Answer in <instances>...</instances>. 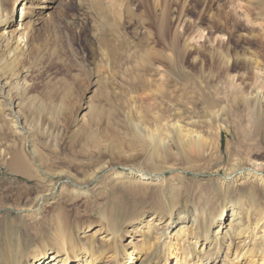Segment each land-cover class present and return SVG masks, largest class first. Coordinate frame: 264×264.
<instances>
[{
    "label": "rangeland",
    "instance_id": "obj_1",
    "mask_svg": "<svg viewBox=\"0 0 264 264\" xmlns=\"http://www.w3.org/2000/svg\"><path fill=\"white\" fill-rule=\"evenodd\" d=\"M106 1L102 3L108 7ZM121 9L119 15L107 14L105 21L112 25L105 28L98 13L80 0H58L53 16L57 14L54 25L59 36L48 44L38 69L24 78L29 85L20 111L29 124L27 138L12 132L0 107L4 110L0 109V264L33 259L61 226L78 232L88 223L109 222L125 231L137 220L153 218L145 238L155 241L162 222L171 218L176 224L179 214L189 216L196 207L204 211L201 232L205 233L211 228L209 213H221L231 202L239 203L242 217L248 211L253 215L250 206H264V181L244 185L258 192L254 204L245 197L247 188L242 198L220 184L223 165L235 153L227 155V141L239 151L237 155L261 162L258 172L264 174V131L259 135L249 131L252 125L264 126V0H160L156 9L143 0H124ZM15 15L18 20V10ZM49 27L42 26L40 33ZM104 34L124 40L120 52L133 57L111 68L97 61L96 67ZM235 53L254 61L246 69L236 64L228 71L223 59ZM226 72L236 74V87L226 85ZM259 86L263 97L258 93L260 97L252 101L251 116L242 98H250ZM78 109L87 112L86 121L76 120ZM180 109L197 120L196 127L203 125L204 112L215 118L212 127L224 118L222 123L231 132H221V160H213L206 151L190 152L187 159L180 154L160 159L162 178L147 185L143 180L122 184L115 180L117 172H99L80 189L62 182V189L48 193L36 209L48 183L65 179H40L37 164L48 172L63 170L85 179L110 153L118 171L124 167L153 171L148 150L142 153L144 147L134 141L127 117L137 119L140 113L142 126L153 129L152 112L168 118ZM14 155L22 161L12 160ZM25 169L27 176L20 174ZM219 239V248L216 243L205 248L211 255L207 264L220 262L225 242ZM155 258L153 253L149 264Z\"/></svg>",
    "mask_w": 264,
    "mask_h": 264
},
{
    "label": "bare ground",
    "instance_id": "obj_2",
    "mask_svg": "<svg viewBox=\"0 0 264 264\" xmlns=\"http://www.w3.org/2000/svg\"><path fill=\"white\" fill-rule=\"evenodd\" d=\"M33 1H39V4L30 5V2L32 4ZM80 1L89 9L95 10L102 19L104 27H107L112 25L105 21L107 14L119 15L124 0H107L108 7L102 3V0ZM143 1L151 9L159 7L160 0ZM57 5L58 0H11L9 5L8 0H0V107H3L5 111L0 109L4 111L5 119L10 122L12 132L22 135L23 138H27L29 135V124L20 111L25 104L22 94L29 85V82L27 83L24 78L29 76L33 70L38 69V63L45 57V53L49 52L48 44L56 42L59 36L54 25L56 24L54 16L57 17V14L53 16ZM17 10L20 14L18 20L15 15ZM47 24H50V27L40 33V28ZM162 26L163 22L160 23V27ZM112 32L113 29L109 30L107 34ZM107 34H104V37L99 41L95 62L99 61L100 64L105 65V68L109 66L111 68L112 65L120 63L122 60H128L131 56L123 55L120 52L125 47L124 40L111 38V36L109 38ZM212 56L222 57L219 54H212ZM224 59L223 64L228 71L236 64H240L246 69L254 61L251 56L245 53H235ZM99 62L97 65L95 64L96 67ZM235 75L229 72L225 73V82L228 87H236ZM261 79L264 82V75L261 76ZM262 87H255L250 98H247L246 95L242 98L251 116L255 113L252 101L255 102L260 97L258 95L262 91L259 89ZM31 96L35 100L33 95ZM33 100L32 102H34ZM34 105L36 104L34 103ZM29 106L31 107V103ZM255 108L257 111V107ZM45 113L46 111L43 110V114ZM93 114L89 115L90 119ZM137 115V119H133L131 116L127 117L128 125L134 135V141L140 142V145L144 147L142 153L148 150L147 162L153 166V171L134 167H124L125 170L118 171L115 164H112V155L108 152V160L101 163L95 171L90 172L85 179L74 178L63 170L48 172L41 168L40 164H37L40 179H60L61 176L65 179H60L53 184L48 183L47 191L38 196L36 209L42 205L48 193H54L56 188L62 189L64 185V183L61 184L62 182H68L75 189H80L92 179L95 180L99 172H117L114 177L120 183H122L121 181H136L135 183H137V181L143 180V182L147 181V185L150 180L162 178V176L160 177L163 174L162 171H158L160 159L164 160L179 154L187 159L190 152L205 154L204 151H206L213 160L219 161L222 158L221 132H231L230 126L222 123L224 118L212 127L210 121L215 118L207 112L202 114L200 122L203 125H198L199 128L195 126L197 120L187 116L181 109L168 118L162 116L158 111L152 112V122L155 125L153 129L142 126L145 124L142 115L140 113ZM86 119L87 112L78 109L76 120L84 122ZM254 121H257V124L259 122L257 117ZM204 123H209V125H204ZM249 131L254 135L255 133L259 135L264 131V126L252 125ZM25 141L28 144V140ZM173 147H175L174 151ZM226 148L228 156L232 155V152L235 153L230 161H226L223 165L221 187L229 189L232 196L241 195L242 198H244L243 188H247L248 193L245 197L251 199L254 204L258 199L256 198L258 192L252 186H246H248V182L251 183L254 180L264 181V174L258 172L260 171L258 167L262 166L261 162L257 163V159L242 158L237 155L239 151L228 141ZM14 157L12 160L22 161L19 155H14ZM20 172L23 176L28 175L26 169ZM125 183L127 184V182ZM151 183L153 182L151 181ZM258 197L260 198V196ZM238 204V202H231L229 208L221 213L219 211L210 212L209 224L211 228L208 227L206 230L208 232L205 233L201 232V223L205 220L204 211H200L198 207L189 216L179 214L181 219L176 224H173L171 218H167L160 225L163 230L156 236L155 241L145 238L152 228L153 218L133 221L134 224L125 231L118 230L114 223L109 222L88 223L83 225L78 232L61 226L55 232L54 238L33 259L15 261L10 264H149L153 253L156 254V258L152 264H207L211 255L206 253L205 248L213 243L218 244L219 248L220 237L224 239L225 250L219 258L218 264H237L239 261L241 264H264V206H250V211L254 209L253 215L249 216L248 211L246 216L242 217L237 208ZM29 209L31 208H27V210Z\"/></svg>",
    "mask_w": 264,
    "mask_h": 264
}]
</instances>
